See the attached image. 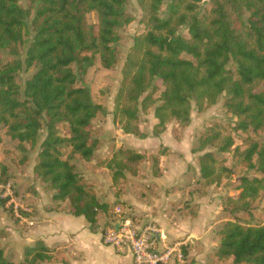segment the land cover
I'll use <instances>...</instances> for the list:
<instances>
[{
	"label": "trees",
	"instance_id": "1",
	"mask_svg": "<svg viewBox=\"0 0 264 264\" xmlns=\"http://www.w3.org/2000/svg\"><path fill=\"white\" fill-rule=\"evenodd\" d=\"M136 1L142 30L133 38L120 70L112 123L124 135L144 138L138 115L152 110L156 120L152 135L156 137L170 123L186 127L192 104L201 112L224 95L223 106L235 117L234 125L210 123L191 153L208 148L232 153L242 167L258 174L240 177L239 192L225 196L221 208L234 214L248 211L251 202L264 194V0ZM204 2L207 8L201 13L199 4ZM163 4L164 17L160 14ZM124 5L125 0H28L24 9L18 0H0V51L18 55L25 19L30 16L33 31L22 61L0 57V128L11 140L30 146L39 131L45 130L33 173L54 191L52 201L67 202V212L82 216L91 230L96 228L98 215L123 204L100 201L87 179L76 172L73 155L106 169L114 188L126 175L138 176L144 161L151 175L160 177V159L168 154L165 147L153 153L118 147L110 157L93 158L98 141L91 136V121L99 107L77 76L85 75L96 61L105 70L116 63L117 30L133 21ZM90 13L95 14V22L88 21ZM181 27L186 28V36L179 33ZM22 67L34 71L20 91L15 77ZM59 125L66 127V137L59 135ZM236 132L262 133L263 137L259 141L244 138L241 149L234 145ZM63 145L70 148L66 158L61 153ZM195 159L199 196L231 175L210 151ZM4 176L2 168L0 178ZM4 203L0 199V206ZM248 222L227 220L217 231L219 241L211 259L264 264V222ZM4 235L0 230V239ZM55 261L64 262L61 251L48 248L40 239L23 246L18 263L7 260L0 247V264Z\"/></svg>",
	"mask_w": 264,
	"mask_h": 264
},
{
	"label": "rangeland",
	"instance_id": "2",
	"mask_svg": "<svg viewBox=\"0 0 264 264\" xmlns=\"http://www.w3.org/2000/svg\"><path fill=\"white\" fill-rule=\"evenodd\" d=\"M18 1L24 9L28 7V0ZM206 8L207 4L205 2L199 4V10L201 11V13L204 12ZM124 10L132 17L133 21L129 25H126L117 30L118 41L115 43V47L117 50L116 63L111 69L105 70L101 68L99 63L96 61L92 67L87 69L85 75L81 77L77 76L79 85L88 88L92 102L99 107L95 118L91 121V136L98 141V146L94 150L93 158L110 157L115 148H113L111 152L103 151V145H106L108 143L110 146L112 145L114 147L115 142H123V136H126L121 133V130L112 123L113 98L116 93L117 85L120 79V70L127 51L132 46L133 38L142 30V27L139 23L141 10L136 0H125ZM165 12V4H163L160 10V14L164 17ZM87 18L89 22H95L96 20V16L94 13L88 14ZM31 19L32 16L25 19L23 41L18 55L14 57L7 51L2 50L0 51V57L3 61L13 58L21 61L23 60L26 47L29 45L33 35V31L31 28ZM179 33L186 36V28L181 27L179 29ZM183 57L187 58V56L185 55H183ZM72 70L73 72H76L74 66H72ZM33 71L34 68L27 70L22 67L21 70L16 74L15 80L20 87V91H22L25 81L30 77ZM223 100L224 95H220L214 104L204 108L201 112H197L192 104L190 111V122L186 127L177 128L172 123H170L167 127L170 126L172 128V134L176 138H179L180 134L182 133H184L185 135L193 136L194 145L195 140L203 131H205L209 127L210 123L218 122L230 126L234 125L236 119L234 116L225 111ZM155 123L156 120L153 118L152 110H149L146 113H139V129L140 127L143 130L147 129V135L149 133L152 134V128ZM57 129L61 137H66V127L64 125L57 126ZM4 131V129L0 128V174L2 168H4L5 172V176L0 178V199L5 200V203L0 206V230L4 231L6 235H4L0 239V247L3 249L4 256L7 260L12 261L13 263H18L22 260L23 246L25 245L24 243H22V241L18 243L17 240H15L14 235L11 234L10 228L12 227L14 229L16 224H18L17 226L22 227V231H27L26 229L29 227V224L27 222H29V220H34V217L37 214L34 210V207L39 206V203H46L45 199L47 197L51 198L54 194V191L52 189H49L46 184L41 183L33 173V166L36 164L37 154L40 150V143L45 135V130L42 129L39 131L37 141L32 146H30L29 143H23L22 145H20L17 141L11 140L9 137H7ZM246 137H250L253 140L259 141L262 139L263 134H255L252 132L244 134L241 132H236L234 133V145L243 149L244 145L242 144V141ZM161 148L164 147H151L147 153H153L156 150H161ZM205 151L212 152L216 159L219 161H223V165L229 168L231 172V175L228 178L224 179L220 183V185H213L209 187L212 188L210 199L211 202L214 203L213 210L217 211V213L212 215L211 221L209 223L210 225H208V231L211 236L214 237L213 241L217 243L218 239L215 237V235H217L218 229L229 219H236L240 221L241 224L246 223L248 220V223H250L251 225L261 224L264 222V194L261 193L255 201L251 202L248 211L240 212L237 214L229 213L227 210L221 211V208L224 207V199L226 198L225 196H235L239 192V190L236 188L238 185V179L242 176L258 177V174L252 169L242 167L238 159L232 156V153H220L213 148H208ZM205 151H201L200 153H196L193 155H195L196 158L197 155ZM69 152L70 148L63 145L61 148L63 158H66ZM171 159L172 161H175L176 157L172 156ZM72 162L76 168V172L87 179L88 183L95 190L96 196L100 201L111 205L112 200L106 199V195L113 196L115 191L119 190V188H123L122 193L127 192V195H131L138 202H145L147 200V189L149 188L145 189V186H147V184L145 183V173H147V171L145 170L148 168V171H150V168L149 164L146 161L141 163V170L138 176L133 177L136 178V180H132L131 176L126 175V178L119 182V184L114 188L111 186V182L109 186H106L103 182H96L95 180H93L91 173H94V170L98 168L95 167L93 161L84 162L78 155H73ZM91 169L92 172H90ZM193 171V168L190 167L189 172L185 175V183L183 184V188L188 187L187 183L192 179ZM107 173L110 177V173ZM149 173L151 175V171ZM197 186L198 185L196 184V181H194V183H192L191 185L192 189H194L193 191L196 190ZM209 188H207L204 195L208 194L207 191L209 190ZM188 190H190V188H188ZM106 191H108V194L105 193ZM150 191H152V188L150 189ZM204 195L199 196L197 194L199 198L203 197ZM115 202L117 201H114L112 205H115ZM186 202L187 201H185V203ZM185 203H183L182 205H184ZM208 204L209 202H207V205ZM123 207L126 212L132 214V211L129 210V206L127 204H124ZM54 208H58L65 213V211H67V202H60ZM186 208L187 212L195 213V206H192V208L189 209L187 205H184V208L181 207L179 209L183 210ZM173 210H175V208H173ZM169 215L170 214H168L167 211L162 213V216L165 218H167ZM112 220H114L112 211L111 213L109 212L105 215H98L96 228H94V230L102 228L105 224H108ZM14 234L16 235L17 232ZM171 240L176 241L177 239ZM188 246L189 243H187L186 246H181V250L183 251V249H185V251H187L186 249L188 248ZM188 260V258L185 259V264H187ZM58 263V261H55L43 264ZM225 264L233 263L231 260H229L226 261Z\"/></svg>",
	"mask_w": 264,
	"mask_h": 264
},
{
	"label": "crops",
	"instance_id": "3",
	"mask_svg": "<svg viewBox=\"0 0 264 264\" xmlns=\"http://www.w3.org/2000/svg\"><path fill=\"white\" fill-rule=\"evenodd\" d=\"M140 131L146 133L144 138L126 135L123 136L124 141L115 142L114 147L108 143L103 145V151L111 152L113 148L120 146L146 152L151 147H165L168 154L159 162L161 176L155 178L150 175L148 168L145 170L147 171V173L144 172L147 184L145 189L149 188L145 202H138L131 195H127V192L122 193L123 188L115 191L113 196L106 195V199H111L112 204L114 201L125 202L124 204H127L129 210L132 211V215L139 220L148 219L157 222L168 239L182 240L185 246L189 243L184 260L182 262L171 261L169 264H185L186 258L189 259L187 264H225L226 261L231 260L215 261L210 257L212 249L218 242L213 241L214 237L209 233L208 225H210L212 215L217 211L213 210L214 203L210 199L212 188H209L208 194L199 198L191 187L192 183L199 178L195 155L191 153L193 136L182 133L179 138H176L170 126L156 137L151 133L147 135V129L143 130L140 127ZM172 156L176 157L175 161H172ZM190 167L194 170L192 179L187 183L188 187L183 188L184 178ZM107 172L104 168H96L91 175L96 182H103L109 186L111 180ZM132 180L136 178L132 177ZM105 193L108 194V191ZM45 201L46 203H39V206L34 207L37 214L34 220L26 221L29 224L27 231H22V227L17 226L18 224L14 229L10 228L11 234L18 243L22 241L24 245H30L40 239L48 248L61 251L64 263L58 264H133L128 252L119 253L102 243L101 228L91 230L82 216L73 217L67 211L64 213L54 208L57 203L51 198L47 197ZM207 202H209L208 205ZM183 203L187 206H195L196 214L192 216L187 212V208L180 210L179 208H184ZM165 211L170 214L167 218L162 216ZM215 237L218 239L217 235Z\"/></svg>",
	"mask_w": 264,
	"mask_h": 264
},
{
	"label": "built area",
	"instance_id": "4",
	"mask_svg": "<svg viewBox=\"0 0 264 264\" xmlns=\"http://www.w3.org/2000/svg\"><path fill=\"white\" fill-rule=\"evenodd\" d=\"M114 220L100 229L101 241L119 253L128 252L133 264L182 262L185 242L168 239L153 220H139L120 205L112 210Z\"/></svg>",
	"mask_w": 264,
	"mask_h": 264
}]
</instances>
